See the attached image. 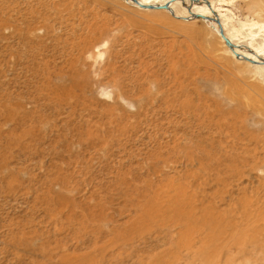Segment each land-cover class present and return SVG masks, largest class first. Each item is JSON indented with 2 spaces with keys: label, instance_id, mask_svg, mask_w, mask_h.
<instances>
[{
  "label": "rangeland",
  "instance_id": "1",
  "mask_svg": "<svg viewBox=\"0 0 264 264\" xmlns=\"http://www.w3.org/2000/svg\"><path fill=\"white\" fill-rule=\"evenodd\" d=\"M204 4L0 0V264H264V70L206 22L264 51V0Z\"/></svg>",
  "mask_w": 264,
  "mask_h": 264
},
{
  "label": "bare ground",
  "instance_id": "2",
  "mask_svg": "<svg viewBox=\"0 0 264 264\" xmlns=\"http://www.w3.org/2000/svg\"><path fill=\"white\" fill-rule=\"evenodd\" d=\"M124 1H127V0H124ZM129 1V0H128ZM170 1V4H171V6H170V10L172 9H174L175 10V12H176V15L177 14H180V15H185L186 17H188L189 16V14L188 13H193L194 15H192L191 14V16H198V17H201V18H204L205 20H209V18H207L208 16H210V11H212V9L214 10V12H217V7L216 6H213L212 4H211V6H210V4H209V6L207 7L204 3H205V0H201L200 1V3L199 2H197L198 0H188L189 1V3H190V6L192 7L194 4V7L192 8V12L191 11H189V12H187V6L189 5V3L188 2H186L185 4H186V6L183 8V7H181V4H183V2L185 1V0H163V1H161L160 2V0L159 1H157V0H138V2H139V5H142V6H149V5H154V6H159V5H162V4H165L166 2H169ZM182 2V3H181ZM206 2H207V0H206ZM209 2V1H208ZM129 3V2H128ZM179 3H181V4H179ZM210 3V2H209ZM189 6V7H190ZM137 9V8H136ZM138 9H141V7H139L138 6ZM142 11H149V13L150 12H156V14H159V13H157V12H162L161 10L162 9H157V8H155V9H141ZM154 10H156V11H154ZM158 10H160V11H158ZM164 12V11H163ZM173 13V12H172ZM152 14H155V13H152ZM196 14V15H195ZM175 15V14H174ZM215 15V14H214ZM178 18V17H177ZM189 18V17H188ZM193 19V18H192ZM211 20V19H210ZM187 21V20H186ZM206 22H209L207 25H210V29L213 31V32H215L217 35H218V37L220 36L219 35V32H221V30L223 31L222 32V35H223V33H224V37H226V38H228L231 42H232V46L231 47H225V50L233 57V56H235V58L237 59V61L238 62H243V61H241V60H243V59H241L240 58V56L239 57H237L236 55H241L242 57H245L246 58V62L247 63H249L248 65H250L251 67H253V68H256V69H258V70H264V54L263 55H261L260 54V52H262L263 50L262 49H260L259 47H253V46H249V44H248V46H249V48H250V50L252 51L251 53H249V52H247V51H245V50H241L240 49V47H239V44H237L236 42H238V41H236L235 40V38L234 37H231L229 34H228V31H227V29H225V26H224V24L223 23H221L220 22V20H219V23H214L213 24V22L214 21H212V22H210V21H206ZM221 29V30H220ZM222 36V37H223ZM221 38V37H220ZM223 43V42H222ZM225 46V45H224ZM264 52V51H263ZM260 58H263V59H260ZM246 63V64H247Z\"/></svg>",
  "mask_w": 264,
  "mask_h": 264
}]
</instances>
